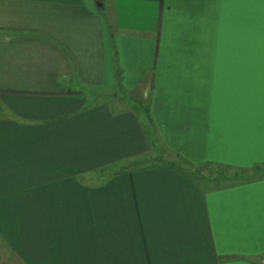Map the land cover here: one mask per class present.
<instances>
[{
  "label": "crops",
  "instance_id": "obj_1",
  "mask_svg": "<svg viewBox=\"0 0 264 264\" xmlns=\"http://www.w3.org/2000/svg\"><path fill=\"white\" fill-rule=\"evenodd\" d=\"M260 28L264 0H0V246L17 264H264V178L207 189L140 163L264 168Z\"/></svg>",
  "mask_w": 264,
  "mask_h": 264
},
{
  "label": "rangeland",
  "instance_id": "obj_2",
  "mask_svg": "<svg viewBox=\"0 0 264 264\" xmlns=\"http://www.w3.org/2000/svg\"><path fill=\"white\" fill-rule=\"evenodd\" d=\"M231 26V31L232 34H230L228 37L233 35V41L232 44L235 43L236 41H238L240 43L241 40V34L237 33L239 31V29L236 27V25H230ZM259 35H257L256 37L249 39L248 41V45H249V49L254 51V54L256 55L255 57L257 58L260 53H261V48L264 49V30H262V28H260V30H258ZM261 37V39H260ZM221 42H225L226 40H222L220 39ZM256 45H258V47H256ZM242 46V43H241ZM262 58H264V55L262 56ZM223 69L226 68V66L222 67ZM242 71L240 69L239 71V75L241 76ZM219 75V74H218ZM262 88L264 89V85H262ZM222 90L225 89V87H221ZM86 96L89 94H85ZM120 97L123 95H119ZM90 98V97H89ZM123 101H125L126 103H128L131 106H136V104L132 103L131 99H124ZM140 105H137L136 107L141 108V112L144 109V105L141 103H138ZM143 116V115H142ZM145 122V120H144ZM147 125V122H146ZM167 155L164 154L162 151L160 150H154L153 153L151 154V156H149L148 158L140 161V163L146 164V165H168V164H172L174 165L176 168V170L178 171H182L188 175H190L198 184H200V186L202 188H216V187H224V186H231L232 184H228L226 183L223 179L224 178H231L234 177V175H236L235 171H229V170H223V169H219L216 167H210V166H206V167H201L199 170H196L192 167H188L183 163H178L176 158H172V157H166ZM139 162L136 163H130L128 164L126 167L131 168L132 166H137ZM264 178V168H254L248 172H244L241 175H239V179L237 182L238 184H243V183H248V182H254L257 180H260ZM2 251L4 253H2ZM2 254V255H1ZM0 264H17L16 259L11 256L9 254V252L4 249L3 247L0 246Z\"/></svg>",
  "mask_w": 264,
  "mask_h": 264
},
{
  "label": "trees",
  "instance_id": "obj_3",
  "mask_svg": "<svg viewBox=\"0 0 264 264\" xmlns=\"http://www.w3.org/2000/svg\"><path fill=\"white\" fill-rule=\"evenodd\" d=\"M132 103H134V104H136V105H138L137 104V102H135V101H132ZM144 111V115H145V117H146V110H143ZM147 118V117H146ZM178 163L180 162V161H177ZM168 166H170V167H175L174 165H172V164H168ZM188 167H190L189 165H187ZM192 168H194V169H196V170H199L201 167H192ZM216 168H219V167H216ZM258 168V167H257ZM219 169H222V168H219ZM223 170H229L230 171V169H223ZM235 172H236V175H234V177H231L230 179L229 178H224L223 180L226 182V183H230V184H232V185H235V184H238L237 182H235V181H238V179H239V175H241L242 173H244V172H248V171H243V170H234ZM241 184V183H240Z\"/></svg>",
  "mask_w": 264,
  "mask_h": 264
}]
</instances>
